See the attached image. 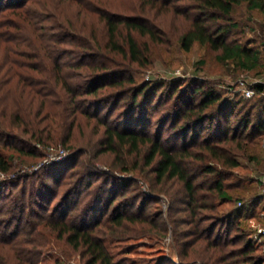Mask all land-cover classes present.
<instances>
[{
  "label": "rangeland",
  "instance_id": "rangeland-1",
  "mask_svg": "<svg viewBox=\"0 0 264 264\" xmlns=\"http://www.w3.org/2000/svg\"><path fill=\"white\" fill-rule=\"evenodd\" d=\"M43 1H46V5H51L53 0H8L3 3L0 1V19L11 20L12 25L16 26L12 28L13 34L27 36L28 41H32L34 45L36 40L32 35V26L26 21H20L15 12L21 9L16 5L24 2V9L37 15V7H40ZM104 2L112 12L128 16L140 15L155 25L156 34L159 36L157 42L147 41L149 64L143 67L133 64L128 74L133 80L128 86L143 85L155 91L150 103H145V99L139 97L141 107L136 109L132 120L127 123L132 129L151 137L160 136L162 144L174 149L190 148L195 140L199 143L207 131H203V121L188 125L189 128L185 130L180 129L178 125L185 123L181 112L172 110L170 107L172 101L165 100L170 84L178 81L183 87L187 84L201 85L206 90L212 89L229 102L237 101L240 96L245 97L247 89L264 85V11L261 9H251L247 3H241L234 7L230 17L231 29L227 41L247 48L249 54L257 59L256 61L253 59L255 62L253 66L252 60L245 65L239 64L237 60L221 61L217 57L218 51L197 42L189 50H182L178 38L187 23L180 15H174L165 7L147 10V6L141 10V0ZM175 3L183 6V2ZM70 8L73 9L74 6H69ZM49 9L48 16L52 11ZM41 14L44 15L43 12ZM3 16L5 17L2 18ZM56 19L60 20L57 17ZM89 22L93 23L95 28L98 26L97 30H100L101 23L94 16H90ZM51 23L49 18L39 22V26L41 24L44 34L53 36L56 31H50ZM1 31L4 29L0 28ZM144 41L146 38L140 41L141 46ZM59 42L60 38L57 36L55 41L48 44L56 49L60 47ZM15 48L19 51L26 49L27 55L11 54L8 55L9 58L25 60L29 64L36 62L37 59L33 57L35 54H28L33 47L29 50L13 41L0 43V65L3 64L4 58L8 57L7 50ZM64 59H68L72 64L76 57L67 55ZM20 70L13 69L11 72ZM69 73L74 74V71ZM119 90V87L104 89L99 93L94 101L97 107L90 108L91 112L99 110L97 111L99 115L90 119L78 115L71 136L65 144L61 142L53 145L38 144L34 146L31 154L0 149L12 166L6 174L0 173V181L20 178L16 181L19 184L11 187L0 186V234L6 233L7 237L16 241L12 249L0 242V256L3 254L9 256L10 264L16 263L14 257L21 255L29 258V264H86L88 254L84 249L74 248L65 240V236L57 237L55 231L50 232V229L41 223L45 219L54 221L65 212H68L66 220L75 219L78 225L85 217L87 222L99 223L94 234L103 242L115 264H201L199 260L201 257L198 256L200 241L189 249V257L194 259L181 260L180 257L182 242L185 239L184 236L179 239V234L186 233L192 227L189 223L187 197L182 183L177 178L157 177L154 171L155 163L145 164L146 145L140 146L134 152L129 151L127 146L115 145L113 150L104 149L103 122L124 128L129 118L127 106L122 102L115 103V93ZM201 96L197 97L200 99ZM158 98L159 102L156 101ZM245 98L251 102L258 97L253 95L251 98ZM256 115L258 107L253 109V117ZM259 115L262 116L261 112ZM193 149L198 155V158L193 160L194 164L203 167L200 157L203 155L202 149L197 146ZM260 149H264V136H257L246 150H231L230 156L238 160V166L223 168L220 164L211 165L224 175L223 183L231 197V200L227 201L216 198L213 223L218 220L216 216L221 217L230 210H236L240 205L249 211V205L252 202L256 203L246 213L247 215H241L239 224L241 229L247 231V238L254 242L256 254L264 257V170L251 156L262 155ZM61 150L64 151L62 155ZM53 154L57 159L49 161V156ZM204 164H211L210 160ZM199 170H195V174ZM78 172L80 175H77ZM217 177L218 175L202 174L196 181L201 187L197 192L200 215L211 213L203 210V194H208L203 188V182L209 180L207 186H210ZM40 184L41 187L34 190L31 200L27 198L24 215L19 213L16 205L3 198L7 194L19 196L22 191H25L28 197L31 189ZM97 187H100L101 191L94 201L95 193L99 190ZM257 194L262 198L259 202H256ZM100 196L101 202L98 203ZM108 196L112 198L111 203L107 199ZM85 205L88 213L83 210ZM130 212L137 214L138 220L122 218L120 223L114 221L119 214ZM145 218L152 221L154 226L143 221ZM210 223L211 221H207L205 224ZM172 227L176 234H172ZM238 232L239 229L233 231L231 235Z\"/></svg>",
  "mask_w": 264,
  "mask_h": 264
},
{
  "label": "trees",
  "instance_id": "trees-1",
  "mask_svg": "<svg viewBox=\"0 0 264 264\" xmlns=\"http://www.w3.org/2000/svg\"><path fill=\"white\" fill-rule=\"evenodd\" d=\"M0 1L3 3L8 0ZM175 1L183 2V6H178ZM241 3H247L251 9L258 8L264 11V0H141L140 9L147 6V10L165 7L174 15H180L187 23L178 38L179 46L184 51L189 50L197 42L218 51L217 57L221 61L237 60L239 64L245 65L252 60L251 65L255 66L254 61L257 59L249 54L247 48L227 41L231 29L230 17L234 7ZM24 5V2L17 4L16 7L21 10L15 13L21 22L26 21L32 26V35L36 43L33 45L27 36H15L12 28L16 26L7 19L2 21L0 19V28L4 29L0 32V43L14 41L29 50L33 47L28 54L34 53L35 55H32L37 60L29 64L25 60L22 62L13 57L9 58L11 54L27 55L26 49L19 51L15 48L7 50L6 55L9 56L4 58L3 64L0 65V149L31 154L34 146L38 144L67 143L77 116L84 115L89 119L98 116L99 110L91 112L90 108L97 107L94 101L99 93L104 89L119 87L120 90L115 93V103L122 102L127 106L129 118L124 128L103 122L104 149L113 150L117 145L127 146L129 151L134 152L140 146L146 145L145 164L155 163L154 171L157 177L177 178L182 183L187 197L189 223L192 227L186 233L179 234V239L183 236L185 239L182 242L181 260L194 259L189 257V249L200 241L198 256L201 258L198 259L201 264H264V257L256 254L254 242L247 238V231L241 229L239 224L241 215H247L246 213L256 203L252 202L249 205V211L240 205L236 210H230L221 217L216 216L218 220L213 223L216 198L227 201L231 200V197L223 183L224 175L211 166L214 163L220 164L223 168L238 166V160L230 156L231 150H246L257 136H264V85H256L252 89L253 95L258 97L254 101L250 102L249 99L240 96L237 101L229 102L212 89L206 90L201 85L190 84L183 87L181 82L174 81L167 87L165 100L172 101L170 106L172 110L181 112L185 123L178 126L185 130L189 128L188 125L203 121V131H207L199 143L195 140L192 147L174 149L162 144L160 136L151 137L127 126L137 112L136 109L141 107L139 97L144 98L145 103H150L155 94V91L147 86H128L133 81L128 75L132 65L143 67L149 64L147 41L157 42L159 37L155 25L140 15L128 16L112 12L104 0H53L51 5H46V1H43L41 6L37 7V15L24 9ZM72 5L74 8L69 9ZM49 8L52 11L48 16ZM90 16H94L101 23L100 30H97L98 26L95 28L93 23H88ZM49 18L52 21L49 25L50 31H56L53 36L44 34L41 24L39 26V22ZM57 36L61 44L54 49L48 42L55 41ZM142 38H146V41L142 42L143 46L140 42ZM67 55L76 57L72 64L68 59H64ZM11 69L21 70L11 72ZM70 71H74V74L69 73ZM156 101L159 102V98ZM255 107H258V115L254 118ZM195 146L203 151V155L200 156L203 167L194 164L193 160L198 158L193 152ZM260 150L262 155L251 156L264 170V149ZM208 159L211 164L205 165ZM182 161H185L184 164ZM188 166L189 169L186 168ZM11 167L7 158L0 152V173L6 174ZM195 170H199L197 174ZM202 174L218 177L210 186H207L209 180L203 182V188L208 193L203 194V210L211 213L200 215L197 192L201 187L196 181ZM19 179L0 181V186L11 187L19 184L16 182ZM41 185L31 189L28 197L25 191H22L19 196L7 194L3 198L16 205L15 208L24 215L27 198L30 201L34 190L39 189ZM97 188L99 190L96 189L98 192L95 193L94 201L101 191L100 187ZM260 197V194L255 196L258 199L256 202L262 199ZM107 199L109 203L112 202L111 197L108 196ZM83 210H87V205ZM67 216L68 212H65L54 221L45 219L41 223L48 227L50 232L55 231L57 237L65 236V240L74 248L84 249L88 254L86 264H115L103 242L94 234L99 223L87 222L85 217L78 225L75 219L66 220ZM137 217V214L130 212L119 214L114 221L120 223L122 218L136 221ZM207 221L211 223L205 224ZM147 223L154 226L152 221ZM238 229V234L231 235ZM171 230L172 234H176L173 227ZM0 242L10 249L16 245L14 238L7 237L6 233L0 234ZM9 258L6 254L1 255L0 264H10ZM14 259L16 260L14 264L30 263L25 255L15 256Z\"/></svg>",
  "mask_w": 264,
  "mask_h": 264
},
{
  "label": "built area",
  "instance_id": "built-area-1",
  "mask_svg": "<svg viewBox=\"0 0 264 264\" xmlns=\"http://www.w3.org/2000/svg\"><path fill=\"white\" fill-rule=\"evenodd\" d=\"M253 93H254V92H253L252 89H247V90L245 91V94H244V95H245V97L248 98V97H251V96L253 95ZM63 153H64V151L61 150V151H60V154L62 155ZM56 155H57V154H56ZM48 159H49V161H53V160H56L57 157L54 156V154H53V155H50ZM239 205H240V204H239Z\"/></svg>",
  "mask_w": 264,
  "mask_h": 264
}]
</instances>
